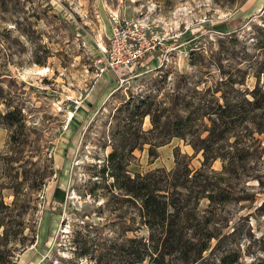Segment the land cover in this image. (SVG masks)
<instances>
[{
    "label": "rangeland",
    "instance_id": "rangeland-1",
    "mask_svg": "<svg viewBox=\"0 0 264 264\" xmlns=\"http://www.w3.org/2000/svg\"><path fill=\"white\" fill-rule=\"evenodd\" d=\"M114 18L148 23L165 40L146 69L119 87L93 65ZM159 76L160 90L152 89ZM143 86L164 111L160 122L184 116L180 101L191 102L195 119L182 139L171 138L152 156L147 145L133 150L127 174L169 173L168 191L189 196L186 210L208 219L215 238L239 251L240 264L264 260V0H0V87L5 105L20 108L26 139L20 147L6 145L8 131L0 127V155L20 160L5 164V176L0 160V194L8 205L15 183L32 193L21 218L24 234L35 233L30 246L6 245L15 249L11 264H86L74 257L80 245L73 232L81 224L98 234L94 244L116 238L123 227L144 234L131 202L110 192V178L93 177L110 152L115 108L128 90ZM238 101L239 116L220 122L212 113ZM141 128H150L147 117Z\"/></svg>",
    "mask_w": 264,
    "mask_h": 264
},
{
    "label": "trees",
    "instance_id": "trees-1",
    "mask_svg": "<svg viewBox=\"0 0 264 264\" xmlns=\"http://www.w3.org/2000/svg\"><path fill=\"white\" fill-rule=\"evenodd\" d=\"M163 81V76H159L158 80L154 79L151 84L152 89L160 90L157 85L162 84ZM153 97L152 90L146 86L137 91L126 92L111 116L113 124L110 130L112 140L110 152L99 163L98 171L93 176L110 178L111 182L108 185L110 192L118 191L124 202H131L137 226L142 228L144 234L137 235L136 228L123 227L116 238L94 244L90 239L98 234L91 236L93 231L88 225L81 224L83 234L80 230L73 232V242L75 241L77 246L80 245L77 247L79 252L75 254V259H84L86 264H143L144 262L147 264H240L239 251L233 249L230 244L224 243L225 239L215 238L210 228L211 222L208 219L201 221L186 210L190 203L189 196L181 200L168 191L166 183L169 180V173L163 175L161 171L156 170L143 175L134 174L131 178L127 174L125 170L128 165L127 156L133 150H139L143 145H147V153L152 156L153 149L165 145L173 137L182 139L184 130L189 131L188 129L193 126L195 116L192 114L194 111L189 112L191 102H178L181 107L177 110L185 112L183 117L166 116L163 122H160L164 111L158 110V104ZM239 102L230 106L227 103L225 106L216 105L212 113L219 117L220 122L231 114L239 116L241 113ZM0 105L4 107L0 110V127L8 131L6 145L15 144L18 147L25 145L26 139L22 132L24 122L20 108L5 105V94L1 87ZM252 106L258 109L255 102ZM145 117L148 118L150 128L144 131L141 126ZM215 135L212 134L213 137H216ZM207 139H210V136ZM0 160L4 167L1 170L3 176H5V164L10 166L20 161L7 156L6 153L0 155ZM44 160L47 162L46 170L51 174L50 158L47 154ZM25 162L27 159L24 160ZM175 166H178L177 157ZM182 175L185 179V174ZM41 178L43 180L45 176ZM36 185L34 184V187ZM41 185L43 183H39L36 189L39 190ZM4 188L5 183H0V189ZM8 189H11L13 195L8 205L3 202L0 194V264H11L9 257L15 249L6 248L7 244H18L23 248L32 245L35 240L34 230H29L28 236L24 234L25 227L21 218L23 212L28 209L29 197L32 193L29 195L22 192L19 183ZM207 198L211 203L215 202L213 196ZM220 198L223 201L225 199L223 195ZM14 212L18 214H13ZM15 217L18 218L17 222L13 220ZM128 231L133 233L132 237L124 236ZM212 240H215L214 245H211ZM87 243L89 247H86ZM64 264H77V262L66 260ZM252 264H264V260Z\"/></svg>",
    "mask_w": 264,
    "mask_h": 264
},
{
    "label": "built area",
    "instance_id": "built-area-1",
    "mask_svg": "<svg viewBox=\"0 0 264 264\" xmlns=\"http://www.w3.org/2000/svg\"><path fill=\"white\" fill-rule=\"evenodd\" d=\"M111 21L107 46L100 50L93 65L97 76L108 71L119 87L127 79L134 78L137 71L146 69L144 63L164 49L165 40L164 33L148 23L124 18ZM79 104L74 103L75 110Z\"/></svg>",
    "mask_w": 264,
    "mask_h": 264
},
{
    "label": "crops",
    "instance_id": "crops-1",
    "mask_svg": "<svg viewBox=\"0 0 264 264\" xmlns=\"http://www.w3.org/2000/svg\"><path fill=\"white\" fill-rule=\"evenodd\" d=\"M107 72H108V71H107ZM102 75H105V73H103ZM102 75L100 76L101 78L103 77ZM111 76H112V75H111ZM104 77H105V76H104ZM104 77H103L102 80H101L102 83H105V82H104V81H105V78H104ZM112 80H113V79H112ZM87 101H88V103H91L90 100H87Z\"/></svg>",
    "mask_w": 264,
    "mask_h": 264
}]
</instances>
